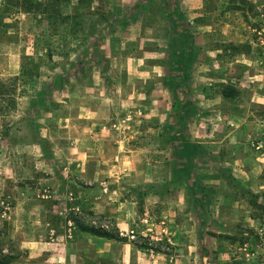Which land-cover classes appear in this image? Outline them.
I'll list each match as a JSON object with an SVG mask.
<instances>
[{
	"label": "rangeland",
	"instance_id": "1",
	"mask_svg": "<svg viewBox=\"0 0 264 264\" xmlns=\"http://www.w3.org/2000/svg\"><path fill=\"white\" fill-rule=\"evenodd\" d=\"M229 1L245 33L248 11L264 16V0L259 15ZM34 2L27 13L0 0V231L11 264H264V104L250 100L248 41L227 40L225 13L193 15L198 59L168 86L172 27L151 0ZM181 136L202 148L192 164ZM11 141L38 142L39 168Z\"/></svg>",
	"mask_w": 264,
	"mask_h": 264
},
{
	"label": "trees",
	"instance_id": "2",
	"mask_svg": "<svg viewBox=\"0 0 264 264\" xmlns=\"http://www.w3.org/2000/svg\"><path fill=\"white\" fill-rule=\"evenodd\" d=\"M151 3L156 7L162 18L168 21L172 27V38L168 51V60L166 62L168 86H171L173 83H175V80L177 81L178 74L190 72V69L193 67L194 62L198 59V53L195 48V38L192 29L190 28V26H188L189 22L187 21V18L179 8L178 0H151ZM18 5L20 9L24 10L27 13L32 12L35 8L42 7L41 4L35 3L34 0H18ZM177 86L178 88H180L182 85L178 82ZM223 95L225 98H234L237 95V90L232 87H226L223 90ZM186 114H188V108H186L185 116L180 117V134H183V132H185L184 128L186 122H188L187 117L190 116H186ZM180 140L181 144H183L185 160L188 164H192L193 161L201 153H203L202 148L197 144H193L187 141V139H184L182 136ZM74 222L82 232L89 233L101 238L122 240V237L118 232H111L104 228L90 226L76 219H74ZM208 235V232L204 230L201 233L200 238L204 261L212 260V250L206 240V237ZM16 259L17 254H15L13 243L7 241L5 238V233L3 231H0V264H11Z\"/></svg>",
	"mask_w": 264,
	"mask_h": 264
},
{
	"label": "crops",
	"instance_id": "3",
	"mask_svg": "<svg viewBox=\"0 0 264 264\" xmlns=\"http://www.w3.org/2000/svg\"><path fill=\"white\" fill-rule=\"evenodd\" d=\"M249 1L255 4L254 9L256 10V15H259L261 8L260 5L256 4L258 0ZM178 3L180 10L189 22L188 26H190V19L193 18V15L201 17L206 15V13H225V17L228 19L220 18V20L223 23L222 28L229 33L226 37L227 40L234 44H241L248 41V87L250 91L254 92L250 100L254 97L255 102L264 104V83L260 82L257 84L254 82L256 81L254 78L258 80L264 78V65L252 68L254 64H257L259 60L262 61V57H264V16H261L262 18L259 16H250L248 11V32L245 33V29L243 28L244 23L240 18L242 11L234 7L235 4L229 0L227 2L226 0H214L213 3H207V0H178ZM8 145L11 151H24L27 154H34L35 152L37 168L44 161V152L38 142L22 141L18 143L11 141L8 142Z\"/></svg>",
	"mask_w": 264,
	"mask_h": 264
}]
</instances>
